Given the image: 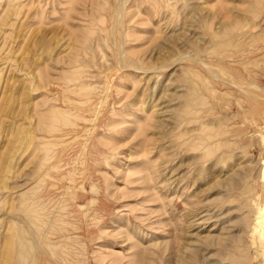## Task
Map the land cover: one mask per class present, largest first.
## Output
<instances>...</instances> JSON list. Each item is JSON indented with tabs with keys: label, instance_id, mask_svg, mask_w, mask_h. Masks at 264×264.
<instances>
[{
	"label": "rangeland",
	"instance_id": "1",
	"mask_svg": "<svg viewBox=\"0 0 264 264\" xmlns=\"http://www.w3.org/2000/svg\"><path fill=\"white\" fill-rule=\"evenodd\" d=\"M59 260L264 264V0H0V264Z\"/></svg>",
	"mask_w": 264,
	"mask_h": 264
},
{
	"label": "bare ground",
	"instance_id": "2",
	"mask_svg": "<svg viewBox=\"0 0 264 264\" xmlns=\"http://www.w3.org/2000/svg\"><path fill=\"white\" fill-rule=\"evenodd\" d=\"M222 72H223V71H222ZM249 86H250V85H249ZM240 87H241V86H240ZM203 99H204V98H203ZM53 153H54V152H53ZM40 178H41V177H40ZM38 181H39V180H37L36 182H38ZM83 183H84V182H83ZM39 187H41V186H38V188H39ZM35 189H36V188H35ZM50 190H51V189H50ZM64 190H65V189H64ZM36 191H38V190H36ZM41 191H42V190H41ZM53 192H54V191H53ZM58 192H60V191H58ZM37 193H38V192H37ZM39 193H40V190H39ZM61 193H62V191H61ZM63 193H64V191H63ZM69 193H70V192H69ZM64 194H65V193H64ZM66 194H67V193H66ZM37 195H38V194H37ZM53 195H54V194H53ZM62 195H63V194H62ZM29 196H30V195H29ZM66 196H67V195H66ZM66 196H65V197H66ZM31 197H32V196H31ZM41 197H42V196H41ZM57 197L59 198L60 196H56L55 198H57ZM38 198H40V197H38ZM45 199H46V198H45ZM63 199H64V198H63ZM66 199H67V197H66ZM77 199H79V198H77ZM25 200H26V199H25ZM37 200H38V199L36 198V201H37ZM58 200H60V199H58ZM58 200H57V201H58ZM84 200H85V199H84ZM42 201H43V199H42ZM62 201H63V200H62ZM69 201H70V200H69ZM37 202H38V201H37ZM77 202H79V200H76V203H77ZM84 202H85V201H84ZM30 203H31V202H30ZM68 203H69V202H68ZM31 204H32V203H31ZM34 204H35V203H34ZM40 204H42L41 201H40ZM62 204H63V203H62ZM62 204H61V205H62ZM85 204H86V203H85ZM28 205H29V204H28ZM47 205H48V204H47ZM74 205H75V204H74ZM48 206H49V205H48ZM63 206H65V204H64ZM68 206H70V205H68ZM68 206H67V208H68ZM29 207H30V206H29ZM29 207H28V208H29ZM50 207H51V206H50ZM69 208H70V207H69ZM29 209H31V207H30ZM32 209H33V208H32ZM34 209L37 211L39 208L36 206ZM34 209H33V211H35ZM40 209H41V208H40ZM46 209H47V208H46ZM49 209H50V208H49ZM51 209H52V208H51ZM51 209H50V210H51ZM59 209H60V208H58V210H59ZM70 209H71V211L73 210V208H70ZM70 209H69V210H70ZM41 210H42V209H41ZM47 210H48V209H47ZM53 210H55V209H53ZM61 210L63 211V209H61ZM61 210H60V212H61ZM65 210H66V209H65ZM65 210H64V211H65ZM80 210H81V209H80ZM80 210H79V211H80ZM82 211H83V210H82ZM42 212H43V211H42ZM55 212H56V211H55ZM66 212H67V211H66ZM76 212H77V210H76ZM36 213H37V212H36ZM43 213H44V212H43ZM43 213H42V214H43ZM56 213H57V212H56ZM71 213H73V212H71ZM71 213H70V215H72ZM77 213H78V212H77ZM85 213H86V212H85ZM49 214H50V213H49ZM59 214H60V213H59ZM81 214H82V213H81ZM37 215H38V214H37ZM39 215H41V212H40ZM43 215H44V214H43ZM66 215H68V214H66ZM66 215L64 216V213H62V216H61V215H60V216H61V218H62L63 216H64V218H65ZM75 215H76V214H75ZM82 215H83V214H82ZM85 215H86V214H85ZM29 216H30V215H29ZM35 216H36V215H35ZM47 216H48V215H47ZM47 216H46V218H47ZM52 216H53V214H52ZM68 216H69V215H68ZM68 216H67V217H68ZM77 216H79V215H77ZM8 217H9V216H8ZM81 217L83 218V216H81ZM43 218H44V216H43ZM49 218H50V217H49ZM51 219H52V217H51ZM54 219H55V218H54ZM65 219H68V218H65ZM55 220H56V219H55ZM56 221H57V220H56ZM65 221H66V223H67V221L69 222V221H70V218H69V220H65ZM75 221H76V220H75ZM77 221H78V220H77ZM77 221H76V222H77ZM80 221H82V220H80ZM46 222L49 223V221H46ZM58 222H59V221H58ZM53 223H54V222H52V224H53ZM59 223H60V222H59ZM63 223H64V222H63ZM69 223H70V222H69ZM41 224H42V223H41ZM54 224H55V223H54ZM54 224H53V226H54ZM64 224H65V223H64ZM74 224H75V223H74ZM74 224H73V225H74ZM43 225H44V224H43ZM55 225H56V224H55ZM57 225H58V224H57ZM70 225H72V223H70ZM75 225H76V224H75ZM75 225H74L73 228H75ZM46 226H47V224H46ZM46 226H45V228H46ZM77 226H78V225H77ZM41 227H42V226H41ZM41 227L39 226V228H41ZM63 227H65V226L63 225ZM63 227H62V228H63ZM43 228H44V226H43ZM66 228H68V230H71V229H72V228H70V227H68V226H66ZM41 229H42V228H41ZM41 229H40V230H41ZM47 229H48V228H47ZM47 229H46V230H47ZM49 229H50V228H49ZM51 229H52V228H51ZM33 230H34V229H33ZM43 230H44V229H43ZM61 230H62V229H61ZM74 230L77 231V229H74ZM74 230H73L72 232H71V231H68V232L73 233V232H75ZM37 231H39V230H37ZM34 232H36V231L34 230ZM49 232H50V231H49ZM56 232H57V231H56ZM40 233H42V232H40ZM40 233H38V234H40ZM70 233H69V234H70ZM33 234H34V233H33ZM33 234H32V235H33ZM49 234H50V233H49ZM51 234H52V233H51ZM76 234H78V232H77ZM262 235H263V234H262ZM39 236H40V235H39ZM50 236H51V235H50ZM55 236H56V235H55ZM55 236H54V237H55ZM57 236H58V235H57ZM61 236H62V235H61ZM61 236H60V237H61ZM33 237H34V236H33ZM35 237H36V236H35ZM35 237H34V238H35ZM45 237H46V236H45ZM48 237H49V235L46 237V239H48ZM66 237H70V236H69V235H66ZM41 238H42V237H41ZM41 238H40V239H41ZM43 238H44V237H43ZM62 238H63V236L61 237V239H62ZM11 239H12V238H11ZM37 239H38V237H37ZM34 240L37 242V243H36V247H35V245H34V247H35V251L37 252V257H40V256L43 257V255H41V254H43V253H48L47 249H45V248H43V247H39V246L41 245V240H38V241H37L36 239H34ZM50 240H52V239L50 238ZM53 240H55V239H53ZM57 241H59L58 243H60V238H58ZM61 241H62V240H61ZM74 241H75V240H74ZM74 241H73V242H74ZM48 242H49V241H48ZM48 242H47L46 244H48ZM51 242H52V241H50V243H51ZM53 242H54V241H53ZM71 242H72V241H71ZM73 242H72V243H73ZM54 243H57V242H54ZM68 243H69V242H68ZM76 243H77V242H76ZM76 243H75V244H76ZM39 244H40V245H39ZM52 244H53V243H52ZM52 244H51V245H52ZM42 245H43V244H42ZM70 245H71V244H70ZM49 246H50V245H49ZM55 246H56V245H55ZM63 246H64V245H63ZM65 246L67 247L66 243H65ZM68 246H69V245H68ZM78 246H79V245H78ZM6 247H7V253H6V255H9V256H10V254H11V252H12V246H11L10 242L7 243ZM45 247H46V246H45ZM69 247H71V246H69ZM69 247H68V248H69ZM75 247H77V246H75ZM53 248H54V247H53ZM55 248H56V247H55ZM60 248H62V247H60ZM71 248H72V247H71ZM71 248H70V249H71ZM77 248H78V247H77ZM65 249H66V248H65ZM72 249H73V248H72ZM48 250H49V249H48ZM74 250H75V249H74ZM59 251H61V250H60V249L58 250V254H59ZM33 252H34V251H33ZM61 252H62V251H61ZM64 253L68 255L67 252H64ZM34 254H35V253H34ZM65 254H64V255H65ZM47 255H48V254H47ZM49 255H51V254H49ZM70 255H71V254H70ZM44 256H45V255H44ZM71 256H72V255H71ZM37 257H36V258H37ZM65 257H66V256H65ZM69 258H70V257H69ZM69 258H68V259H69ZM72 258H73V256H72ZM59 259H60V258H59ZM63 259H64V258H63ZM39 260H40V259H39ZM61 260H62V259H61ZM69 260H73V259H69ZM31 261H32V260H31ZM34 261H36V259H35ZM59 261H60V260H59ZM67 261H68V260H67ZM60 262H61V261H60ZM71 263H73V262L71 261ZM34 264H37V263H34ZM38 264H39V263H38ZM58 264H59V262H58ZM61 264H66V262H61Z\"/></svg>",
	"mask_w": 264,
	"mask_h": 264
}]
</instances>
